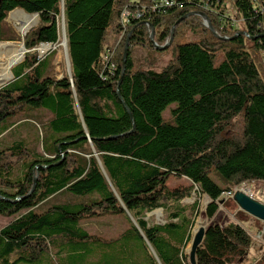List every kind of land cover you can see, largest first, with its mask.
Segmentation results:
<instances>
[{"label":"trees","instance_id":"16d2710c","mask_svg":"<svg viewBox=\"0 0 264 264\" xmlns=\"http://www.w3.org/2000/svg\"><path fill=\"white\" fill-rule=\"evenodd\" d=\"M154 1L0 0V41L8 12L39 13L23 38L24 60L0 87V123L22 108L55 116L41 153L23 140L0 148V214L24 211L0 228V264H31L51 251L66 252L53 264H233L252 249L242 225L212 218L224 192L242 183L264 184V81L247 45L249 40L264 49V0H230L248 35L233 39L240 30L223 13L225 0H167L169 5L153 10ZM62 3L71 75L56 78L45 74V55L37 47L57 41ZM124 11L131 15L126 22ZM136 12L142 13L134 19ZM194 12L206 14L216 34L228 39L212 34ZM185 15L167 46L174 47L167 64L159 71L134 68L130 46H153L151 28L153 40L163 45ZM197 29L200 38L183 41L186 31ZM128 35L118 86L122 102L117 82ZM174 102L168 121L162 113ZM10 126L4 124L0 134ZM17 165L21 173L13 176ZM212 172L227 185L216 183ZM170 177L187 181L170 186ZM195 187L210 202L209 224L192 263L184 252L192 220L179 208L170 213L177 221L164 224L149 225L141 215L191 197ZM61 191L95 197L35 210ZM106 215L125 216L130 228L106 239L79 226ZM133 241L145 250L150 244L157 259L151 253L142 263L131 260L125 248L133 253L127 245ZM94 251L99 259L87 262ZM255 264H264V250Z\"/></svg>","mask_w":264,"mask_h":264},{"label":"rangeland","instance_id":"374dc122","mask_svg":"<svg viewBox=\"0 0 264 264\" xmlns=\"http://www.w3.org/2000/svg\"><path fill=\"white\" fill-rule=\"evenodd\" d=\"M223 13L228 21L234 23V28L242 31L243 29V18L230 0H225L223 5ZM24 10L20 8H15L8 12L7 16L3 21V42H14L16 44H21L23 42L24 34L21 32V22L24 20ZM130 12L124 11L123 19L126 22L127 17H130ZM142 12H136L132 16L137 19ZM29 15H34L33 13H28ZM220 16V15H219ZM222 16H220V19ZM38 19V17H37ZM129 21V20H128ZM36 23V22H35ZM33 23V24H35ZM32 24V25H33ZM58 24V38L55 44H50L49 53L44 56L45 63L47 64L46 75L59 78L62 75L69 74L71 71V64L68 55V48L64 46V34L66 33L65 17L62 12L57 17ZM31 25V26H32ZM26 32V31H25ZM175 33V31H174ZM154 35V32H153ZM152 35V39H153ZM151 36V35H150ZM202 36L200 30H189L186 31L183 41L190 39H197ZM67 38V34H66ZM59 42V43H58ZM155 42L152 40V44ZM156 43V42H155ZM166 43H169L166 42ZM164 43L163 45H165ZM157 44V43H156ZM67 45V42H66ZM159 45V44H157ZM248 51L252 55L254 62L260 72V75L264 81V49L258 50L253 47L251 41H247ZM162 46V45H161ZM39 47V48H38ZM39 50H45V48L38 46ZM129 50V43H128ZM48 50H45L46 52ZM174 47H165L162 49H157L154 46H144L140 44H135L130 46V56L133 60L134 68L141 69H152L159 71L164 67L167 62L172 58ZM19 64V63H17ZM15 64L14 66H16ZM12 79V78H11ZM10 79V80H11ZM9 80V81H10ZM8 81V82H9ZM6 82V83H8ZM5 83V84H6ZM3 84V85H5ZM1 85V86H3ZM0 86V87H1ZM177 105V103H171L163 111V116L166 120L171 121L172 115L171 110ZM55 116L48 110L44 108L39 109H29L22 108L15 116L7 119L0 123V130L4 124H11V126L0 134V148L8 146L13 140H23L27 147L35 150L38 153L42 152L43 145L47 143L44 141V137L49 133L47 130V124ZM45 156V155H44ZM21 173L20 165H17L14 169L13 176H19ZM210 177L219 185L225 187L227 183L220 178L214 172L210 173ZM187 179H177L170 177L168 182L170 186H175L180 183H185ZM234 191L241 190L255 198V200L264 203V184L261 182H254L250 186L242 183L238 187L233 188ZM234 195V194H233ZM95 197V194L86 195H74L66 191L58 192L50 196L46 201L41 203L35 210L42 211L49 208L55 204H73L78 202L86 201L89 198ZM198 200L197 209H192V203ZM223 202L219 203V208L212 221L223 224L227 221L233 220L238 222L240 225L248 231L253 239L252 249L238 262L233 264H255L260 258L262 251L264 250V234L260 231L261 226L263 227L264 222L259 220L249 213L245 212L240 208L238 203L235 201L232 195H228L224 192ZM210 201L209 197L205 194L199 195L197 187L192 191L191 197L186 198L179 203H170L167 209H159L154 211L142 213V217L148 222L149 225L153 224H164L171 220L170 213L175 212L176 208L180 209L181 215L186 216L188 219L192 220V224L189 227L191 239L187 242L184 252L188 253L192 243L193 236L200 226L206 227L209 221L205 214V209ZM24 211L17 215L5 216L0 214V228L4 227L17 216H20ZM257 219V220H255ZM79 226L90 234L110 239L116 238L122 234L125 230L130 228V224L126 217L123 215H106L101 217H93L89 220H83L79 223ZM120 245V244H119ZM130 249L133 253L129 252L128 248H125L127 255L131 260L137 262H144L147 255H151V250L147 247V250L143 249L138 242H131ZM66 256V252H62L59 255L55 251L51 253L41 254L39 258L31 264H53L60 261V259ZM100 253L94 251L90 256L87 257V262H92L99 259Z\"/></svg>","mask_w":264,"mask_h":264},{"label":"water","instance_id":"95a60500","mask_svg":"<svg viewBox=\"0 0 264 264\" xmlns=\"http://www.w3.org/2000/svg\"><path fill=\"white\" fill-rule=\"evenodd\" d=\"M61 12H63V16H64L63 3L61 4ZM194 13H196V14H198V15H200L202 17L203 24L210 30V32L212 34H214L215 36H217L220 39H228V37H220V36H218L216 34L215 29L212 26V24H211V22H210V20H209V18L207 17L206 14H204L203 12H194ZM33 14H35L38 17V19H37L36 23L33 24L32 26L36 25L37 22H38V20H39V13H33ZM190 14H192V13H190ZM186 16L187 15L179 18L174 23V25L172 26V28H171V34H170V38H169V43L172 41V39L174 37V31H175L176 25L178 24L179 21L183 20L184 17H186ZM32 26H30V27H32ZM29 28L27 29V31L29 30ZM27 31L25 32V34L27 33ZM153 32H154V29L151 28V36H150V39L151 40H153L152 39ZM25 34H24V36H25ZM241 34L242 35H245V36H248L246 32H244V31H238L234 36L230 37V39H233L236 36L241 35ZM251 39L254 40L255 37H251ZM128 43H129V35L126 38L125 45H124V48H123L122 71H121V75H120V77L118 79V82H117V95H118L120 101H122V102H123V100H122L120 94L118 93V86H119V84H120V82L122 80V76H123V73H124V65H125V62H126V58L128 56ZM169 43H166L165 45H162L161 46V45H157L155 42H153V46L156 47L157 49H162V48L167 47ZM21 45H22L23 50H24V53H25L27 51V49L24 47V43L22 42ZM23 60H24V56H23L22 61ZM22 61H20V62H22ZM68 75L69 76L71 75V71L69 72ZM13 78L14 77H13V74H12V79ZM124 107H125L127 113L129 114V116L132 117L130 110L128 109V107L125 104H124ZM108 138H111V137H108ZM99 163H100V161H99ZM100 165H101V163H100ZM233 198L238 203V205L240 206L241 209H243L245 212L249 213L253 217H255V218L259 219V220H262L264 222V203H261V202L255 200V199L251 198V196H249L248 194H246L245 192H243L241 190H236L234 192ZM220 202L222 203L223 200H221ZM204 232H205V227L204 226H200L197 229V231L195 232L194 236H193L192 243H191L190 250H189L190 260H191L192 263L195 262V250L198 247V245L201 243V241H202V239L204 237ZM141 235L143 236L142 233H141ZM148 245H149V247H150L153 255L156 258V254L154 253V250L152 249V247L150 246V244H148Z\"/></svg>","mask_w":264,"mask_h":264},{"label":"bare ground","instance_id":"6f19581e","mask_svg":"<svg viewBox=\"0 0 264 264\" xmlns=\"http://www.w3.org/2000/svg\"><path fill=\"white\" fill-rule=\"evenodd\" d=\"M37 21V16L24 13V20L21 22V32L24 34L27 29ZM67 38L64 34V46ZM50 46L49 44L47 47ZM45 48V46H43ZM24 50L21 44L14 42L0 41V86L8 82L12 78V68L15 64L22 61ZM158 210V209H157Z\"/></svg>","mask_w":264,"mask_h":264},{"label":"built area","instance_id":"2783aa9c","mask_svg":"<svg viewBox=\"0 0 264 264\" xmlns=\"http://www.w3.org/2000/svg\"><path fill=\"white\" fill-rule=\"evenodd\" d=\"M169 4H170V2L167 1V0H155L154 3H153V5H152V9H153V10H156V9L159 8V6H162V5H169ZM229 22H230V25H231L232 27L235 26L234 23H233L232 21H229ZM48 44H49V43H41V44H40V47H43V46L46 47ZM38 48H39V47H38ZM38 48H37V51H38ZM45 50H48V51L44 52ZM45 50H39V51H38L39 56H44V55H46V54L49 53V47H46ZM234 192H235L234 189H232L231 191H227V192H225V193L228 194V195H232V196H233Z\"/></svg>","mask_w":264,"mask_h":264},{"label":"crops","instance_id":"0c3cea01","mask_svg":"<svg viewBox=\"0 0 264 264\" xmlns=\"http://www.w3.org/2000/svg\"><path fill=\"white\" fill-rule=\"evenodd\" d=\"M255 220H257V219H255ZM260 231H262V233L264 234V225H263V227L261 226Z\"/></svg>","mask_w":264,"mask_h":264}]
</instances>
